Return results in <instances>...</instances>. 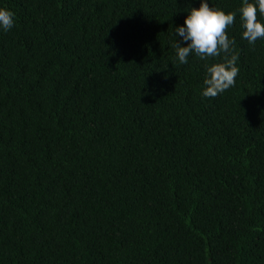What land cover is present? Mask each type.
Segmentation results:
<instances>
[{
  "label": "trees",
  "instance_id": "1",
  "mask_svg": "<svg viewBox=\"0 0 264 264\" xmlns=\"http://www.w3.org/2000/svg\"><path fill=\"white\" fill-rule=\"evenodd\" d=\"M208 2L216 98L222 57L176 56L200 0H0V264H264V39Z\"/></svg>",
  "mask_w": 264,
  "mask_h": 264
},
{
  "label": "clouds",
  "instance_id": "2",
  "mask_svg": "<svg viewBox=\"0 0 264 264\" xmlns=\"http://www.w3.org/2000/svg\"><path fill=\"white\" fill-rule=\"evenodd\" d=\"M241 26L244 29L242 38L250 45L264 39V0H243L239 9ZM237 18L236 12H225L211 7L208 0H200L199 8L192 7L183 26L175 28V36L180 37L187 46L175 44L176 56L180 64H187L191 55L207 61L222 57V62L206 66L207 76L203 81L202 96L216 98L226 90L234 87L240 69L235 53V40L229 38L227 30ZM15 25V13L7 8H0V28L7 32ZM175 65V61L172 62Z\"/></svg>",
  "mask_w": 264,
  "mask_h": 264
}]
</instances>
